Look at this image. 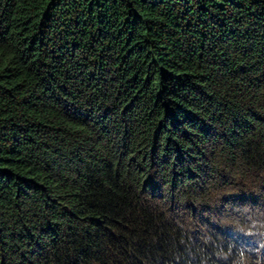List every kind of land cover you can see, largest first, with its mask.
Instances as JSON below:
<instances>
[{
    "label": "trees",
    "instance_id": "16d2710c",
    "mask_svg": "<svg viewBox=\"0 0 264 264\" xmlns=\"http://www.w3.org/2000/svg\"><path fill=\"white\" fill-rule=\"evenodd\" d=\"M233 193L264 201V0H0V264H248Z\"/></svg>",
    "mask_w": 264,
    "mask_h": 264
},
{
    "label": "clouds",
    "instance_id": "9594fccd",
    "mask_svg": "<svg viewBox=\"0 0 264 264\" xmlns=\"http://www.w3.org/2000/svg\"><path fill=\"white\" fill-rule=\"evenodd\" d=\"M252 190H253V193L255 194V196H257V194L259 192L258 189L256 190V187H253ZM229 195L232 197V199H233L232 202H234V203L241 202L240 199L247 200V202H250L249 204L253 203V206H254L253 209H255L256 206H258V205H264V201H261L258 203L256 200L253 199L254 196H252V195L248 198H246L244 196L236 195V194H229ZM225 210L228 214H226V215L222 214L221 216H219L220 219L224 216L225 222H223V225L219 226L216 222H212L213 224L218 226L219 230H222L225 233L230 234V237L234 241L233 242L234 245L230 246L231 250L230 251H224L223 253H224L225 257L224 256H222V257L228 259L229 253L234 252V251L239 252L238 250H236V249H239L241 251L247 252L248 255H253V259L248 264H264V258L261 257V255H259L253 248H248L246 245L243 244V242H245V243L247 242V244H249V246L252 245V243H251L252 241H250L247 238L249 231L243 230V231L239 232V231L235 230L237 228V226H241L243 228L251 227L253 222H255L261 218L264 219V212L261 215L258 212L255 217L251 218L252 220L250 222H247L245 220L243 221L242 219L238 218L237 216L233 217L231 215V212H230L231 209L225 208ZM260 230H261L260 231L261 242H262L263 247H264V242H263V240H264V225H262L260 227ZM208 236L209 235H204L203 237H204V239L205 238L207 239ZM217 246H218V244L215 243L214 245H210V246L206 247L205 249H207L208 252H212L213 248H215ZM262 249H264V248H262ZM218 250H219V247H218ZM240 254H242V253H240ZM243 255H244V257H246L245 254H243Z\"/></svg>",
    "mask_w": 264,
    "mask_h": 264
},
{
    "label": "rangeland",
    "instance_id": "374dc122",
    "mask_svg": "<svg viewBox=\"0 0 264 264\" xmlns=\"http://www.w3.org/2000/svg\"><path fill=\"white\" fill-rule=\"evenodd\" d=\"M231 192H233V191H231ZM217 195L214 196L215 199L218 198ZM230 208H235L237 211L238 210H246V208L245 207H241V205H231ZM182 211H184V209L181 210V212ZM258 212L260 213V215L264 212V205H258V206H256L255 209L252 210L253 217H255ZM209 221L217 222V223H220V225H223V222H225V219H224V216L220 219V217L218 215L214 214V215H212L211 220H209ZM188 223H189V221H187V224ZM262 225H264V219L261 218V219L255 221V222H253L251 227L243 228L241 226H237V228L235 230H237L239 232L243 231V230L249 231L247 238L250 241H252L251 242L252 245L249 246V244H247V242L246 243L243 242V244L246 245L248 248H253L259 255H261V257L264 258V249H262L264 247H263V244L261 242V237H260V231H261L260 227ZM187 226H189V225H187ZM263 242H264V240H263Z\"/></svg>",
    "mask_w": 264,
    "mask_h": 264
}]
</instances>
